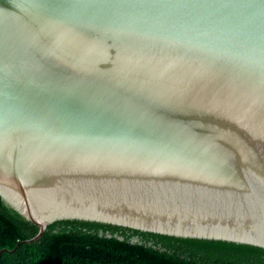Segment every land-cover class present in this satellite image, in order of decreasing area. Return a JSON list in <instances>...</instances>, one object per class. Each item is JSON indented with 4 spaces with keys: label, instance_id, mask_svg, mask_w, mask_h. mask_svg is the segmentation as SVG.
Returning a JSON list of instances; mask_svg holds the SVG:
<instances>
[{
    "label": "water",
    "instance_id": "water-1",
    "mask_svg": "<svg viewBox=\"0 0 264 264\" xmlns=\"http://www.w3.org/2000/svg\"><path fill=\"white\" fill-rule=\"evenodd\" d=\"M0 199L264 249V0H0Z\"/></svg>",
    "mask_w": 264,
    "mask_h": 264
},
{
    "label": "trees",
    "instance_id": "trees-1",
    "mask_svg": "<svg viewBox=\"0 0 264 264\" xmlns=\"http://www.w3.org/2000/svg\"><path fill=\"white\" fill-rule=\"evenodd\" d=\"M36 226L0 199V264H264V249L191 240L83 221Z\"/></svg>",
    "mask_w": 264,
    "mask_h": 264
}]
</instances>
